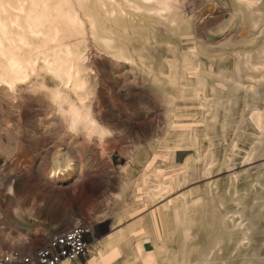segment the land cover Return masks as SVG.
I'll use <instances>...</instances> for the list:
<instances>
[{
    "label": "bare ground",
    "instance_id": "1",
    "mask_svg": "<svg viewBox=\"0 0 264 264\" xmlns=\"http://www.w3.org/2000/svg\"><path fill=\"white\" fill-rule=\"evenodd\" d=\"M185 3L0 0V112L11 120L26 106L39 110L34 165L53 157L46 175L49 187L40 193L38 185L37 199L54 200L51 181H77L81 168L76 157L109 151L115 141L134 143L124 170L127 180L114 201L117 224L128 225L91 240L84 259L63 264H264V239L255 246L259 233L264 235L263 176L245 191L235 177L224 190L214 183L179 193L197 170L196 161L203 162L206 173L215 166L217 156L203 147L212 142L218 123L225 133L226 118L239 100L248 109L242 118L256 131L247 155L264 156L259 104L264 101V0H255L251 8L239 1L232 9L235 22L256 30L251 40L241 38L248 52L228 51L227 44L210 48L200 36L206 20L200 19L203 27L195 24ZM102 66L113 72L107 74ZM195 108L199 118L184 117ZM219 108L225 117L221 123ZM154 109L155 122L148 116ZM184 119L192 121L193 130H181ZM155 130V146L140 147ZM52 136L56 143L48 146ZM236 150L239 145L233 142L218 162L227 165ZM184 152L189 157L181 163ZM126 192L132 193V204ZM168 198L143 218L146 208ZM23 250L33 251L29 246Z\"/></svg>",
    "mask_w": 264,
    "mask_h": 264
},
{
    "label": "rangeland",
    "instance_id": "2",
    "mask_svg": "<svg viewBox=\"0 0 264 264\" xmlns=\"http://www.w3.org/2000/svg\"><path fill=\"white\" fill-rule=\"evenodd\" d=\"M185 1L186 13L188 14L186 15L196 18L195 24L202 26L206 20L207 26L200 30V36L206 42L211 43L210 48L219 50L221 46L227 44L225 47L228 51L236 49L238 52H244L247 47L244 44L245 41L251 40L253 38L252 33L256 30L247 25L238 24L232 18L234 5L243 0H195V3L193 0ZM201 18L204 21L200 20ZM258 36L259 34L254 37L258 38ZM243 37L245 41L241 39ZM163 50V48L158 47V51L164 54ZM226 63L224 66H227ZM102 69L107 74L113 72V68L109 66H102ZM126 96L127 94H123L122 98ZM263 98L264 94L261 95L260 100ZM259 104L261 105L260 109H264V101H259ZM244 106L243 101L239 100L234 111L230 112L226 118L228 128L225 133L221 129V124L218 123V130L216 133L214 132L212 142L203 147L205 152L209 149L215 157L217 156L215 166L206 173L203 162L196 161L197 170L193 172L189 183L179 193L205 189L206 186L214 183H218V187L224 190L230 186V181L237 177L236 180L243 191L252 183L254 186L258 185L257 182L262 176L264 183V156L252 157V159L247 155L252 146L251 143L256 140V131L248 119L242 118L243 115L246 116L248 111V109H244ZM23 109L21 114H17L16 119L11 120H6L4 113L0 112V247L3 249H25L29 246L30 249H35L45 244L53 235L72 229L76 225H84L90 229L88 239L90 246L91 240L93 242L103 240L124 229L128 224H117L115 219L117 208L114 201L121 193V188L127 180L124 170L129 163V155L133 150L134 143L121 144L115 141L116 143H113L114 148L112 147L109 151L98 150L92 153L93 155L89 154L81 159L75 156L81 168L79 169L81 175L75 183L70 185L66 183V180L55 185L51 181V185L54 187L49 191L55 197L51 203L48 202L50 205L46 209L48 203L37 199L39 192L36 191V188L40 186L41 193L45 191L47 185L49 187V184H46L48 183L46 175L48 168L52 165L50 163H52L53 157H51L52 155L45 157L40 163L41 167L40 165L35 167L33 146L37 142L35 136L39 132V116L42 114L32 106H26ZM198 109L195 108L190 113H186L184 117L199 118L201 112ZM157 112L154 109L148 115L154 122ZM5 113L9 114L8 108ZM223 113V109L219 108L218 120L220 123L225 119ZM135 121L139 126L140 119ZM194 127L191 120L184 119L181 130L191 131ZM157 131H150L151 135L149 134L147 141L142 142V145L137 144L140 147L152 144L154 147ZM54 138L56 136L47 137L48 146L56 143ZM233 142L238 143L240 150H236V156L228 159L230 162L227 165H222L218 161L224 160L226 151L232 147ZM82 144L83 142L80 140L78 146ZM63 148L68 152L66 147ZM188 157L189 153L184 152L181 163L185 162ZM103 166L112 169H103ZM71 172L73 170L67 174L66 179L70 178ZM11 187L13 192L8 190ZM126 194V202L132 204V193L126 192ZM170 199L172 198L146 208L142 214L143 218L146 216L148 218V214L152 210L157 211ZM261 225L264 229V220H261ZM262 238L264 239L263 233H259L255 246L261 245Z\"/></svg>",
    "mask_w": 264,
    "mask_h": 264
},
{
    "label": "built area",
    "instance_id": "3",
    "mask_svg": "<svg viewBox=\"0 0 264 264\" xmlns=\"http://www.w3.org/2000/svg\"><path fill=\"white\" fill-rule=\"evenodd\" d=\"M90 229L77 225L67 233L54 235L33 251L0 249V264H63L84 259L89 253Z\"/></svg>",
    "mask_w": 264,
    "mask_h": 264
},
{
    "label": "snow or ice",
    "instance_id": "4",
    "mask_svg": "<svg viewBox=\"0 0 264 264\" xmlns=\"http://www.w3.org/2000/svg\"><path fill=\"white\" fill-rule=\"evenodd\" d=\"M193 2L195 3V0H193ZM254 5H255V0H244V4L242 6L251 8ZM8 190L11 191V189Z\"/></svg>",
    "mask_w": 264,
    "mask_h": 264
}]
</instances>
